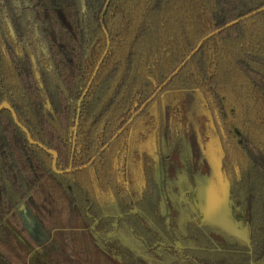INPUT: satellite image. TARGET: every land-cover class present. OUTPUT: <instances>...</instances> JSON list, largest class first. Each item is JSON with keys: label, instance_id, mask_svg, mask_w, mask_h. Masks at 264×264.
I'll return each instance as SVG.
<instances>
[{"label": "trees", "instance_id": "trees-1", "mask_svg": "<svg viewBox=\"0 0 264 264\" xmlns=\"http://www.w3.org/2000/svg\"><path fill=\"white\" fill-rule=\"evenodd\" d=\"M263 6L0 0V104L41 144L0 109V264H264ZM203 170L248 237L202 220Z\"/></svg>", "mask_w": 264, "mask_h": 264}, {"label": "water", "instance_id": "water-1", "mask_svg": "<svg viewBox=\"0 0 264 264\" xmlns=\"http://www.w3.org/2000/svg\"><path fill=\"white\" fill-rule=\"evenodd\" d=\"M264 8V6L261 8V9H263ZM252 13H254V12H252ZM248 15H250V14H248ZM238 20H234V21H231V22H229V23H227L225 26H228V25H231V24H233V23H235V22H237ZM8 29H9V32H10V34L11 35H13V31H12V29H11V27H10V25L8 24ZM222 28H219V29H216V30H214V31H212V32H210L209 34H207L206 36H204L203 38H201L199 41H198V43L196 44V46L194 47V49L186 56V58L183 60V62L181 63V64H179L176 68H175V70L167 77V79L157 88V90L145 101V102H143L142 104H141V106L138 108V110L136 111V112H134V114L130 117V119L125 123V125L123 126V127H125L133 118H134V116L136 115V113L137 112H139L140 110H142L143 108H144V106L155 96V94L157 93V91H158V89H160L163 85H164V83L168 80V79H170V77L174 74V73H176L178 70H179V68L198 50V48L201 46V44L209 37V36H211V35H213V34H215V33H217L218 31H220ZM2 108H6V109H8L10 112H11V114H12V117H13V120H14V122L18 125V126H20L22 129H23V131L25 132V134H26V137H27V140L30 142V143H37V142H35L34 140H32L31 138H30V135H29V133L27 132V130L24 128V127H22L20 124H19V122L17 121V118H16V115H15V113L13 112V109L10 107V105L7 103V102H2L1 104H0V109H2ZM121 131V129H119L118 130V132H120ZM116 136V134L112 137V139L114 138ZM39 146H41V144H39V143H37ZM48 153H50L51 155H52V162H51V167H52V169L55 171V172H60V171H57L56 170V168H55V161H56V152L55 151H53V150H51V149H45ZM93 159V158H92ZM225 196H226V199H227V191H225ZM215 203H218L219 204V202L214 198V197H212V199H210L209 201H208V208L207 207H205L204 208V216L208 219V220H212V221H214V222H217L218 224H221V225H223V226H225V227H228V228H230V229H232V230H235V231H237L238 232V230L236 229V227H235V225L233 224V223H231V222H229V221H227L226 220V218L223 216V213L221 212V211H219V209H217V208H212V206L211 205H213V204H215ZM209 205H210V207H209ZM242 234H244L245 236L247 235V231H244Z\"/></svg>", "mask_w": 264, "mask_h": 264}, {"label": "flooded vegetation", "instance_id": "flooded-vegetation-1", "mask_svg": "<svg viewBox=\"0 0 264 264\" xmlns=\"http://www.w3.org/2000/svg\"><path fill=\"white\" fill-rule=\"evenodd\" d=\"M225 191H227V199L225 196ZM199 195H200V190L197 186V200H196L195 206L197 207L199 214L202 216V218H203L202 220L205 221V220H207V218L204 216L205 212L203 210L205 207L208 208V205L206 204L207 201H203V202L200 201ZM205 196L208 199L209 198L212 199V197H214L219 202V205H221V207H222V210H219V211H221L223 213V216L226 218V220L233 223L235 225L236 229L238 230V232L235 230L234 231L239 233L240 235H243V236H245V235L242 233L244 231H247L246 237H248V234H249L248 228H246L245 226H241L239 224V220L235 219L234 216L232 215L230 198H229L228 187H227L226 182L222 181V183H221V182H217L216 180H214V181L208 180V183L205 186ZM209 207H210V205H209Z\"/></svg>", "mask_w": 264, "mask_h": 264}, {"label": "rangeland", "instance_id": "rangeland-1", "mask_svg": "<svg viewBox=\"0 0 264 264\" xmlns=\"http://www.w3.org/2000/svg\"><path fill=\"white\" fill-rule=\"evenodd\" d=\"M201 118V116H200ZM205 117L203 116V118H201L203 121H204V124H206V121L208 122V117ZM201 125H199V128H200ZM202 128V126H201ZM214 134V132H213ZM213 139H212V136L209 135L206 137V145H205V148H206V153L208 155V157H210V164L212 165V167L214 166V168L216 169V165L219 164V160H220V156L221 155V151L218 147H215L214 144H213ZM198 152V155L200 157H202V159L204 158V154L201 152V151H197ZM196 152V153H197ZM198 158V157H197ZM208 183V178H207V175L205 174L204 170L202 171V174L200 176V178L197 180V184H198V188L200 190V195H199V198H200V201L203 202V201H207L206 204H208V201L210 200V198H206L205 196V186L207 185ZM206 198V199H205ZM212 208H217L219 210H222V207L221 205L215 203L213 205H211ZM221 207V208H220ZM207 223H210L209 221L205 220ZM229 234L231 235L232 239L236 240L237 238H240L236 232H232V231H229ZM239 234V233H238ZM84 235L86 237H84V241L86 243H89L90 247L89 248H92V252L94 253L95 255V258L99 259V257H102L101 254H99L97 251L100 250V248H97L98 246L94 243V240L88 236L87 233H84ZM77 243L79 244V241L77 240ZM89 250V249H88ZM102 253V252H101ZM105 256L107 257V259L109 260V263L108 264H114V260L109 258V256H107L105 254ZM103 258V257H102Z\"/></svg>", "mask_w": 264, "mask_h": 264}]
</instances>
